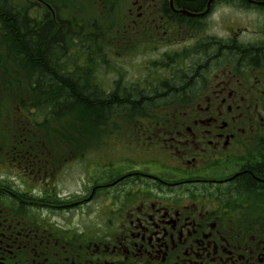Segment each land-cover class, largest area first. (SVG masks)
Returning a JSON list of instances; mask_svg holds the SVG:
<instances>
[{
    "label": "flooded vegetation",
    "instance_id": "1",
    "mask_svg": "<svg viewBox=\"0 0 264 264\" xmlns=\"http://www.w3.org/2000/svg\"><path fill=\"white\" fill-rule=\"evenodd\" d=\"M133 5V31L161 45L148 81L192 102L82 193L50 185L56 162L35 138L2 139L0 264H264V0Z\"/></svg>",
    "mask_w": 264,
    "mask_h": 264
},
{
    "label": "trees",
    "instance_id": "2",
    "mask_svg": "<svg viewBox=\"0 0 264 264\" xmlns=\"http://www.w3.org/2000/svg\"><path fill=\"white\" fill-rule=\"evenodd\" d=\"M38 6L36 0H0V106L15 105L18 121L34 123L35 138L69 142L70 148L54 150L56 140L37 139L35 147L44 150L35 154H83V142L74 141L103 137L147 148L153 132L172 121L171 109L192 102L183 93L164 94L167 84L160 80L133 82L120 69L133 46L125 23L109 25L106 15L82 22L62 3H53L54 16ZM152 66L161 72L164 63Z\"/></svg>",
    "mask_w": 264,
    "mask_h": 264
},
{
    "label": "rangeland",
    "instance_id": "3",
    "mask_svg": "<svg viewBox=\"0 0 264 264\" xmlns=\"http://www.w3.org/2000/svg\"><path fill=\"white\" fill-rule=\"evenodd\" d=\"M40 3L43 6H53V3H62L66 10H70L71 14L78 17L81 21L84 19H94L100 20L106 15L109 25H113L116 21L120 20V23L125 25L131 22L133 17H130V12L133 11L136 13V7L133 5L134 0H40ZM39 9H43L45 12L48 11V8L38 6ZM37 8V9H38ZM104 11V13H102ZM87 17V18H86ZM135 18V17H134ZM104 20V19H102ZM116 22V23H117ZM118 24V23H117ZM130 25V24H129ZM133 38V35H132ZM133 43L131 50L127 52V55H123L119 60L120 69H125L128 78L131 81H139L141 78L145 80L156 79V71L151 67V64L154 60L159 59L160 57V47L161 45H153L159 42V39L153 38V35L141 34V37L138 38ZM138 43H143V46H138ZM153 43V44H150ZM115 78V77H114ZM111 77L110 79H114ZM2 98H0L1 100ZM3 100V99H2ZM5 105L8 100H4ZM14 106L6 105L5 108L0 106V157L8 156L11 146L8 142L3 141L2 139H16V138H35V129H31L28 132L25 130L23 134L19 133L20 125L19 123H24L27 126L26 122L18 121L14 114ZM65 123V122H64ZM66 125V124H65ZM55 126H60L56 124ZM56 127L50 128L51 130L44 129V132L50 133L54 132ZM126 132V131H125ZM35 142L41 141L37 139H46V138H35ZM113 138L103 137L97 142H86L85 141H74V142H83L81 145L83 147V154H73L68 156H49L43 161H54L56 162V174L55 179L50 180V185L55 187L57 192L62 196L82 193L84 192V187L86 183L90 180V177H95L97 180L101 181L100 167L106 161H114L115 164H120L117 160L128 159V154H136L135 145L128 144L129 142H115L113 143ZM48 142H55V140L60 144H54L52 148L59 150H66L69 148V142L65 139H46ZM111 140V146H107V142ZM88 141V140H87ZM76 144V143H74ZM128 145L130 150L127 149ZM61 146V147H59ZM36 148V147H35ZM40 150H44L40 148ZM138 150L144 152L142 149ZM21 152V151H20ZM146 153V152H144ZM41 155V154H39ZM48 179V178H46ZM95 180V179H94ZM93 181V180H92ZM46 186V184H45ZM94 211V207L91 205L88 207V211ZM85 213L83 211H78L76 213L70 214L68 216L56 217L54 220L55 224L65 225V221L77 223L82 221ZM46 217V215H45Z\"/></svg>",
    "mask_w": 264,
    "mask_h": 264
}]
</instances>
